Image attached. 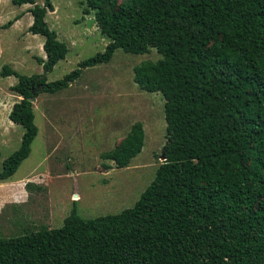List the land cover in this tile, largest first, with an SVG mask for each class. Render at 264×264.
<instances>
[{"label": "trees", "instance_id": "1", "mask_svg": "<svg viewBox=\"0 0 264 264\" xmlns=\"http://www.w3.org/2000/svg\"><path fill=\"white\" fill-rule=\"evenodd\" d=\"M30 5L27 32L43 38L44 73L67 48L45 22L50 0ZM108 40L102 53L60 80L13 75L20 99L8 120L22 128L0 167L9 181L37 134L29 98L68 87L82 70L108 63L115 50L155 62L133 67L132 81L163 99L164 157L131 208L93 219L74 209L61 227L0 237V264H264V0H85ZM134 123L100 158L125 168L140 152ZM103 170L111 167L101 164Z\"/></svg>", "mask_w": 264, "mask_h": 264}, {"label": "rangeland", "instance_id": "2", "mask_svg": "<svg viewBox=\"0 0 264 264\" xmlns=\"http://www.w3.org/2000/svg\"><path fill=\"white\" fill-rule=\"evenodd\" d=\"M33 2L41 5L43 0ZM50 2L52 10L44 19L67 48L64 59L44 73L36 62L44 59L43 38L27 32L31 6L0 0V69L53 82L103 52L108 40L99 34L85 0ZM157 59L154 49L141 55L115 50L108 63L82 70L67 88L34 98L37 134L30 152L11 180L0 183V237L42 226L57 229L71 209L80 218L93 219L133 206L162 162L165 124L161 95L140 90L132 81V69ZM15 83L13 75L0 77V167L17 149L23 131L7 118L20 99L10 90ZM134 123L142 127L141 150L127 167L116 169L100 154L111 150ZM101 164L111 168L103 170ZM18 182L12 195L9 189Z\"/></svg>", "mask_w": 264, "mask_h": 264}, {"label": "crops", "instance_id": "3", "mask_svg": "<svg viewBox=\"0 0 264 264\" xmlns=\"http://www.w3.org/2000/svg\"><path fill=\"white\" fill-rule=\"evenodd\" d=\"M40 37H41V36H40ZM10 180H11V178H10ZM10 180H9V181H10ZM4 184H6V183H4ZM4 184H3V185H4ZM17 184H20V183H19V182L16 183L15 185H13L14 187H10V189H9V190L11 191L12 195H13V191L17 188V186H16ZM0 185H2V184H0ZM11 186H12V185H11Z\"/></svg>", "mask_w": 264, "mask_h": 264}, {"label": "water", "instance_id": "4", "mask_svg": "<svg viewBox=\"0 0 264 264\" xmlns=\"http://www.w3.org/2000/svg\"><path fill=\"white\" fill-rule=\"evenodd\" d=\"M29 101H30L31 103L34 101V98H33V92H32V91H31V96H30V98H29ZM160 158H161L162 161H164V157H163L162 154H161Z\"/></svg>", "mask_w": 264, "mask_h": 264}]
</instances>
